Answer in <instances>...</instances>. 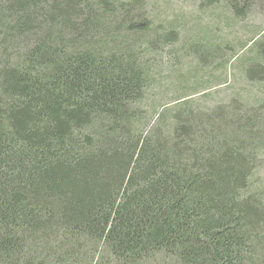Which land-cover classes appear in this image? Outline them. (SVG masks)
<instances>
[{"label": "trees", "instance_id": "16d2710c", "mask_svg": "<svg viewBox=\"0 0 264 264\" xmlns=\"http://www.w3.org/2000/svg\"><path fill=\"white\" fill-rule=\"evenodd\" d=\"M143 13L0 0V264H264V32L238 62L245 94L150 113V55L171 35Z\"/></svg>", "mask_w": 264, "mask_h": 264}, {"label": "rangeland", "instance_id": "374dc122", "mask_svg": "<svg viewBox=\"0 0 264 264\" xmlns=\"http://www.w3.org/2000/svg\"><path fill=\"white\" fill-rule=\"evenodd\" d=\"M202 1L141 0L145 23L153 26L156 35H171L168 46L150 55L152 80L144 102L150 113L166 103V109L173 107L169 102L177 99L194 109L206 110L227 104L233 95L247 91L238 62L248 58L245 46L264 32V10L254 9L248 18L232 21L223 5L209 9ZM184 41L191 44V55L185 56ZM198 46L203 55L211 57L210 63V58L201 63L206 56L195 54ZM165 118L167 123L171 113ZM256 173L257 183L264 187V163Z\"/></svg>", "mask_w": 264, "mask_h": 264}]
</instances>
